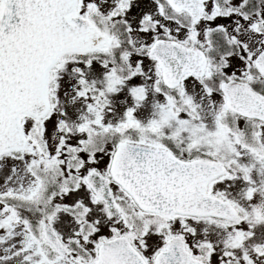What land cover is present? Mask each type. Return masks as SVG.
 I'll list each match as a JSON object with an SVG mask.
<instances>
[{"label":"snow or ice","instance_id":"snow-or-ice-1","mask_svg":"<svg viewBox=\"0 0 264 264\" xmlns=\"http://www.w3.org/2000/svg\"><path fill=\"white\" fill-rule=\"evenodd\" d=\"M0 264H264V0H0Z\"/></svg>","mask_w":264,"mask_h":264}]
</instances>
